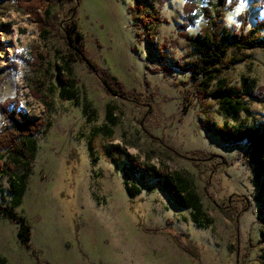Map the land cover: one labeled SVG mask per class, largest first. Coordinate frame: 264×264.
<instances>
[{
	"label": "rangeland",
	"instance_id": "374dc122",
	"mask_svg": "<svg viewBox=\"0 0 264 264\" xmlns=\"http://www.w3.org/2000/svg\"><path fill=\"white\" fill-rule=\"evenodd\" d=\"M184 2L55 4L51 12L61 20L75 5L89 62L123 87V93L117 88L107 93L87 63L77 59V95L66 100L60 97L54 67L56 50L65 47L62 30L42 36L27 14L12 3L0 4V101L16 96L27 111L51 121L47 131L36 135L32 171L16 209L31 229L27 246L17 236V224L0 213L5 264H264V163L253 162L245 142L223 143L211 130L215 125L264 126V49L247 50L246 60L203 84L205 94H199L189 73L172 66L192 58L179 36ZM137 3L147 11L159 9L166 20L152 28L151 40L138 25L140 12L132 10ZM197 3L189 34L205 25L207 12L214 19L222 12L223 22L234 27L245 14L247 30L264 17V0ZM260 32L264 35V29ZM162 41L168 48L161 60L156 47ZM32 46L47 54L41 97L32 94L27 79L32 73L17 57L30 59ZM161 65L171 72L164 75ZM243 78L256 80L257 95L233 102L248 110L233 111L212 95L227 85L239 87ZM109 106L113 123L107 119ZM196 150L202 151L200 158ZM131 160L181 174L197 192L210 223L194 222L191 211L175 206L158 183L132 170ZM126 182L141 187L133 199ZM9 201L8 177L2 176L0 204ZM176 233L182 235L179 240ZM187 239L196 256L183 250Z\"/></svg>",
	"mask_w": 264,
	"mask_h": 264
},
{
	"label": "trees",
	"instance_id": "16d2710c",
	"mask_svg": "<svg viewBox=\"0 0 264 264\" xmlns=\"http://www.w3.org/2000/svg\"><path fill=\"white\" fill-rule=\"evenodd\" d=\"M65 0H0L12 3V5L27 14L37 25L42 36L49 34L52 29L58 28L62 30L61 38L64 42V49H57V59L54 62L55 77L60 83V97L62 99H74L77 95L78 80L73 76V62L81 60L94 71L99 78L103 88L107 93H116L120 90L123 93L122 85L111 80L104 72L94 70L87 57V50L83 45L84 36L77 29L74 19L75 5L72 6L68 17L61 20L52 11V7L58 2ZM77 4L78 0H74ZM199 8L197 0H185L183 5V21L179 25V36L183 38L188 49V54L192 56L191 60L174 62L173 67L189 73L190 80L193 81V88L199 94L204 95L201 89L203 84L215 76L223 74L232 65L247 58L246 51L253 48L264 49V35L260 34L264 29V17L257 21V25L253 30H247L246 15L242 14L241 25L239 27L227 26L223 22L222 12H217L219 17L214 19L212 14L206 15V23L195 34H189L187 27L193 23L194 11ZM204 11L209 9L203 8ZM133 12L139 11V26L145 29V35L148 39H153L152 28L157 27L166 21L160 16L159 9L147 11L142 5L136 4L132 6ZM139 35V34H138ZM168 48L167 41L158 43L156 47V55L162 60L165 58V51ZM32 73L28 77L31 92L36 97H41L39 89H43V80L41 74L45 69L47 62V54L43 52L39 46H32L30 51V59L17 55ZM164 75L171 72V67L161 65L160 69ZM116 88L118 90H116ZM257 85L254 78H243L239 87L227 85L224 88L213 92L212 95L220 99L226 107H230L233 111L240 109L248 110L247 106H237L234 100L238 96L256 97ZM51 89V86H48ZM260 91L262 88L260 87ZM0 116L2 125L0 127V178L8 177V192L10 193V201L8 204H0V213L4 217L10 219L17 224V236L20 242L27 246L30 240L31 229L25 219L20 216L16 209L21 205L29 176L32 171L33 162L37 152L38 132L47 131L51 125L50 120L30 113L21 106L16 96L6 98L0 101ZM112 107L107 110V119L114 122ZM212 132L226 144H234L245 142L248 149L252 153L253 162L258 165L264 163V156H258L264 153V126H246V127H225L213 126ZM104 131L111 134L112 130L108 126H104ZM196 156L200 158L203 154L201 150L194 151ZM195 156V157H196ZM194 157V158H195ZM130 168L140 172L142 175L149 177L158 183L165 193L169 196L175 206L191 211V217L194 222L200 225H207L210 221L204 217L203 204L190 182L181 174H169L165 170L156 169L153 165L143 164L138 161L131 160ZM126 192L130 199H133L141 192L140 185L136 183L126 182ZM180 233L174 234L179 240ZM183 250L192 256H196L194 246H191L188 239L182 245ZM6 260L0 255V264H5Z\"/></svg>",
	"mask_w": 264,
	"mask_h": 264
},
{
	"label": "clouds",
	"instance_id": "9594fccd",
	"mask_svg": "<svg viewBox=\"0 0 264 264\" xmlns=\"http://www.w3.org/2000/svg\"><path fill=\"white\" fill-rule=\"evenodd\" d=\"M17 51H23V49H17Z\"/></svg>",
	"mask_w": 264,
	"mask_h": 264
}]
</instances>
